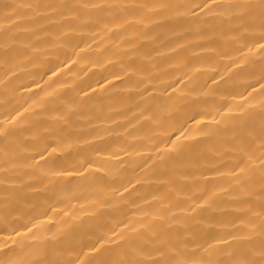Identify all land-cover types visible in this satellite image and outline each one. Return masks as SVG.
Instances as JSON below:
<instances>
[{"label": "bare ground", "instance_id": "obj_1", "mask_svg": "<svg viewBox=\"0 0 264 264\" xmlns=\"http://www.w3.org/2000/svg\"><path fill=\"white\" fill-rule=\"evenodd\" d=\"M0 264H264V0H0Z\"/></svg>", "mask_w": 264, "mask_h": 264}]
</instances>
